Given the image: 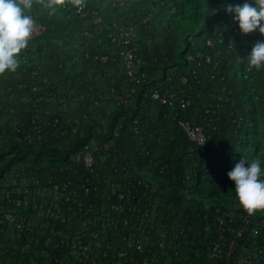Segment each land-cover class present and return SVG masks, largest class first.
I'll return each mask as SVG.
<instances>
[{"label":"built area","instance_id":"1","mask_svg":"<svg viewBox=\"0 0 264 264\" xmlns=\"http://www.w3.org/2000/svg\"><path fill=\"white\" fill-rule=\"evenodd\" d=\"M86 3L88 9L79 12L71 3L63 7L72 9L77 27L62 52L66 62L52 59L59 69L85 68L87 76L69 93L52 86L54 64L45 61V52L28 48L46 31L31 12L35 31L20 66L0 75V264H264V234L263 245L255 240L264 218L240 215L238 226L226 227L237 239L245 233L254 239L232 263L236 243L224 249L221 216L212 226L216 240L190 241L192 230L185 225L190 220L179 216L184 220L178 222L161 205L155 185L128 171L134 162H125L116 148L118 128L108 132L112 111L130 106L147 77L141 42L147 41L149 62L158 63L153 34L174 29V0ZM189 40L198 45L185 56L191 75L204 64L216 68L233 48L217 31H198ZM161 80L168 83L164 89ZM154 84L143 93V103L181 111L191 105L185 76L177 87L169 77ZM135 124L129 129L139 134ZM179 125L196 146L206 144L202 126L185 120Z\"/></svg>","mask_w":264,"mask_h":264},{"label":"trees","instance_id":"2","mask_svg":"<svg viewBox=\"0 0 264 264\" xmlns=\"http://www.w3.org/2000/svg\"><path fill=\"white\" fill-rule=\"evenodd\" d=\"M245 2L250 0H174L176 10L171 17L174 29L167 35L153 34L156 40L153 39L151 43L152 51L159 59L158 63L149 62L147 41L141 42L143 56L148 61L143 68L147 71V77L137 89L130 106H118L112 111L114 117L108 127L109 133L118 128L116 148L119 153L126 155L125 162H134V166H129L128 171L155 185L161 205L178 222L190 220L189 224L180 223L191 228L190 241L208 244L216 240L218 234L212 226L219 224L217 217L224 218V224H221L224 229V249H227L231 240L236 243L231 263L243 249L251 247L254 239L247 233L237 239L226 230L227 226H238L239 216L247 213L239 206L234 182H227V185H231L232 193H223L224 163H214L211 156L225 153L230 169L240 159H245L243 153L228 145L227 137L244 136L247 142L253 139L259 128L258 120L253 117L254 112L259 107L264 111V92H260L261 89L264 91V69H250L246 61L240 60L250 54L253 45L264 40V37L258 30L247 35L241 34L238 22L234 23L232 17L224 11L227 5H243ZM88 7L89 4L86 3V8ZM30 12L46 26V31L28 48L45 52V61L54 64L50 71L52 86L56 91L57 87H61V94L69 93L78 79L87 76V72L85 68L77 72L59 69L52 59L56 58L57 64L58 61L66 62L62 52L67 45V37L77 27L76 16L71 8L58 9L50 15V10L38 0H33ZM198 31L207 32L208 35L215 31L221 32L232 41L233 48L225 53L216 68L204 64L195 75H191V66L186 62L185 56L198 47L189 40L190 35ZM163 56L167 57L164 63L161 62ZM182 76L187 78L184 88L192 99L185 111L154 101L143 103V93L155 86V79L169 77L170 84L177 87ZM161 82L165 85L162 86ZM166 84L167 81L161 80L158 86L164 89ZM23 108L24 105L18 113H25ZM180 120L202 126L207 135L206 144L198 147L190 141L179 125ZM134 121L139 134H134L129 129ZM262 154L260 178L264 179V152ZM179 216L184 219H179ZM252 216L261 219L264 218V212H257ZM263 234L264 229H261L259 238L255 239L259 244H262ZM197 249V246L192 247L191 252Z\"/></svg>","mask_w":264,"mask_h":264},{"label":"clouds","instance_id":"3","mask_svg":"<svg viewBox=\"0 0 264 264\" xmlns=\"http://www.w3.org/2000/svg\"><path fill=\"white\" fill-rule=\"evenodd\" d=\"M54 14L69 2L79 12L86 6V0H38ZM33 0H0V75L15 72L19 68V57L28 47L35 31L36 22L29 14ZM224 11L238 22L241 34L259 31L264 37V0H250L243 5H227ZM241 62H247L250 69H264V40L257 41L250 54ZM261 164L258 159L250 162L240 159L227 173L235 184V194L239 206L252 216L264 212V179H261Z\"/></svg>","mask_w":264,"mask_h":264},{"label":"rangeland","instance_id":"4","mask_svg":"<svg viewBox=\"0 0 264 264\" xmlns=\"http://www.w3.org/2000/svg\"><path fill=\"white\" fill-rule=\"evenodd\" d=\"M261 93H263V89L260 90ZM21 107H19V110ZM256 120L259 122V128L257 134H255L254 138L249 140L247 142V139L244 136H238V135H232L227 137V143L229 146H232L237 152L243 153V157L247 161H251L253 159H258L260 161L261 166L263 165V155L264 152V111L262 107H259L254 112L253 116ZM211 159L214 163H224V169L225 174H223V193L229 194L232 193L230 190L231 185H227L228 182V176L227 173L231 171L234 167L232 166V169L229 168L227 164V156L225 153L222 155V153H216L212 154ZM214 163L212 165H214ZM229 182H232L229 180Z\"/></svg>","mask_w":264,"mask_h":264}]
</instances>
